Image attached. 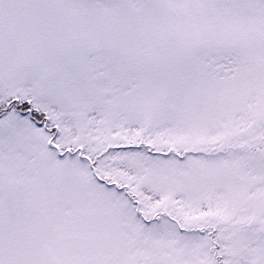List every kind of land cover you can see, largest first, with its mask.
Listing matches in <instances>:
<instances>
[{"label": "snow or ice", "instance_id": "obj_1", "mask_svg": "<svg viewBox=\"0 0 264 264\" xmlns=\"http://www.w3.org/2000/svg\"><path fill=\"white\" fill-rule=\"evenodd\" d=\"M0 264H264V0H0Z\"/></svg>", "mask_w": 264, "mask_h": 264}]
</instances>
